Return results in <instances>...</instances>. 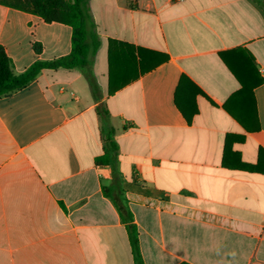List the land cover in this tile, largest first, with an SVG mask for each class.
Returning <instances> with one entry per match:
<instances>
[{
    "label": "crops",
    "instance_id": "1",
    "mask_svg": "<svg viewBox=\"0 0 264 264\" xmlns=\"http://www.w3.org/2000/svg\"><path fill=\"white\" fill-rule=\"evenodd\" d=\"M88 12L99 46L87 69H45L0 97V264H133L102 193L113 169L144 264H264V174L221 166L228 134L244 138L232 145L244 163L264 150V9L88 0ZM0 46L18 75L67 56L71 29L0 5ZM257 77L246 131L223 105ZM181 78L202 93L189 124ZM109 129L117 157L98 166Z\"/></svg>",
    "mask_w": 264,
    "mask_h": 264
},
{
    "label": "trees",
    "instance_id": "2",
    "mask_svg": "<svg viewBox=\"0 0 264 264\" xmlns=\"http://www.w3.org/2000/svg\"><path fill=\"white\" fill-rule=\"evenodd\" d=\"M256 1L264 9V0ZM0 5L38 16L45 23H59L71 29V50L67 56L52 61L36 60L18 75L12 72L11 60L0 46V97L8 96L26 87L45 69L85 70L88 68L99 46L95 26L88 12V0H0ZM33 51L35 55H38L41 52V46L34 43ZM238 82L240 89L224 103L223 109L247 131L246 122L255 118L252 90L262 83V79L257 77L251 84H245L241 80ZM196 95H202L201 91L195 90L186 78H181L175 90L174 105L187 124L197 114L194 99ZM247 98L251 99V103L247 101ZM251 109L254 115L252 117ZM243 141L244 138L241 136L232 134L225 136L221 166L229 170L264 174V150L259 148L255 164L242 162L240 155L232 151L233 144ZM104 144V153L95 159V164L112 166L117 157V145L113 140V131L110 129L105 132ZM122 192L120 180L113 169L111 184L108 187H102V193L112 201L125 225L133 264H144L138 246V233Z\"/></svg>",
    "mask_w": 264,
    "mask_h": 264
}]
</instances>
